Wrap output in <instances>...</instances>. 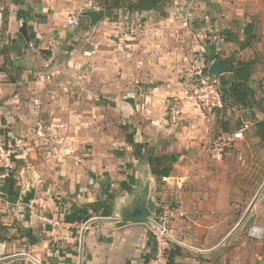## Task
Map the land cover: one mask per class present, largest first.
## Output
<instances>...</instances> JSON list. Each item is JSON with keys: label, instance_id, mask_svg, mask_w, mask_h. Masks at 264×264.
<instances>
[{"label": "crops", "instance_id": "crops-1", "mask_svg": "<svg viewBox=\"0 0 264 264\" xmlns=\"http://www.w3.org/2000/svg\"><path fill=\"white\" fill-rule=\"evenodd\" d=\"M101 1L0 0V52L8 48L12 62L5 70L0 53V148L12 154L19 195L15 203L0 181V264H79L81 255V264L145 263L152 228H115L96 209L123 182L132 179L133 191L140 184L121 157L132 155L130 171L139 163L151 168L133 156L123 127L156 155L177 156L168 178H154L176 264H264V233L249 236L253 226L264 231V147L256 128L264 121V0H173L165 17L119 11L129 16L123 22L110 21ZM102 10L92 25L85 13ZM132 30L133 41L119 49L118 37ZM218 31L251 45L241 50L212 38ZM229 59L255 62L252 108L224 104L210 113L176 102L182 70ZM246 126L244 139L215 160L213 133ZM6 164L0 154V174ZM31 188L35 198L23 205Z\"/></svg>", "mask_w": 264, "mask_h": 264}, {"label": "trees", "instance_id": "trees-1", "mask_svg": "<svg viewBox=\"0 0 264 264\" xmlns=\"http://www.w3.org/2000/svg\"><path fill=\"white\" fill-rule=\"evenodd\" d=\"M173 0H105L104 9L106 12V17L110 21H115L118 19V12L122 11L124 14L135 15L142 14L144 12H155L161 17L166 16V7L172 4ZM22 12L18 13L19 19L21 20ZM250 29V27H249ZM250 32L247 31V35ZM223 38L225 42H236L239 44L240 49L244 50L251 45V41L239 42L236 36L226 31L223 34ZM250 39V37H249ZM1 55L4 56L5 65L4 69L7 70L8 67L12 66V62L10 61V50L7 48H2ZM209 60L205 61V65L209 66ZM223 64L232 69L233 73L231 74V78L221 76L219 79V84L222 89L224 104L227 102H231L232 105L245 106L252 108L255 103V92L250 87L249 83L251 80V76L255 67L254 61H236L235 59H229L223 61ZM2 70L0 69V72ZM257 134L261 139V143L264 147V121L258 122L256 125ZM122 130L126 133V143L128 146L133 148V156L140 161L147 162L151 167V173L153 178L157 181L168 178L173 172V166L177 162L176 155H165L159 156L156 155L153 150L149 149L146 144H138L134 140L133 134H130L126 127H123ZM227 132V131H224ZM5 185H3V193L8 197H14L15 203L19 200V195L15 190L16 181L14 180V174L11 173L8 180L5 181ZM134 184L132 179L130 183L123 182L121 184V189L128 194L133 192L130 184ZM106 193L107 199L104 203L98 202L96 209L102 213L103 217H111L112 216V205L115 202V195L112 193ZM158 214V213H157ZM151 241L154 242L153 235L150 236ZM154 244H153V252H154ZM176 254L175 250H172L170 254L169 264H176L174 261V256ZM149 259L146 258V261Z\"/></svg>", "mask_w": 264, "mask_h": 264}, {"label": "built area", "instance_id": "built-area-1", "mask_svg": "<svg viewBox=\"0 0 264 264\" xmlns=\"http://www.w3.org/2000/svg\"><path fill=\"white\" fill-rule=\"evenodd\" d=\"M71 24L73 20H70ZM5 23V17L0 12V27ZM184 27L189 28V23L184 22ZM129 33V32H128ZM123 33L118 37L119 49L127 47V42L134 34L133 30L130 33ZM128 36V38L126 37ZM209 67L204 63H200L193 67H190L183 71L182 76L179 79L181 86L180 99L176 98V102L180 101L191 103L202 109L209 111H218L224 108V97L220 84L214 76L209 74ZM182 82L184 84H182ZM248 126L244 127L233 133L221 132L216 141L212 140L209 150L215 160L221 161L224 159V155L227 150L231 149L235 143L244 139V131ZM1 158L7 161L5 165V172L0 174V181H6L10 177L12 171L10 162L11 152L5 146L0 148ZM169 222V216L167 214H158L155 218V224L152 229L154 240V252L144 264H169L170 252L172 246L176 241L171 237L167 224ZM54 226L57 224L53 223ZM263 229L257 226H253L249 230V236L254 239H261L263 237Z\"/></svg>", "mask_w": 264, "mask_h": 264}, {"label": "water", "instance_id": "water-1", "mask_svg": "<svg viewBox=\"0 0 264 264\" xmlns=\"http://www.w3.org/2000/svg\"><path fill=\"white\" fill-rule=\"evenodd\" d=\"M89 16L92 25L103 19L105 12L102 11H88L85 13ZM20 33L25 37L27 36V30L25 25L21 28ZM232 69L225 66L220 61H214L209 67V74L215 78L232 73ZM143 181L137 188L130 194V198L127 201L116 198L114 207H117L116 217H104L99 220L112 221L115 228H121L130 224H143L153 229L155 224V218L157 216V204H156V186L154 184L151 168L142 171ZM36 190L34 188L29 189L26 192V196L23 197L21 203L23 205H30L35 198ZM87 227V226H86ZM84 231L82 232L81 243L83 247ZM82 262V255L80 256V263Z\"/></svg>", "mask_w": 264, "mask_h": 264}, {"label": "rangeland", "instance_id": "rangeland-1", "mask_svg": "<svg viewBox=\"0 0 264 264\" xmlns=\"http://www.w3.org/2000/svg\"><path fill=\"white\" fill-rule=\"evenodd\" d=\"M97 1V0H96ZM190 1H192V2H194V4L195 5H197V6H199V0L197 1V0H190ZM102 1L101 0H98V3L100 4ZM1 8V7H0ZM2 8H3V5H2ZM5 8V7H4ZM4 8L2 9V10H0V11H3V13H4ZM123 13V12H122ZM118 14H121V13H119L118 12ZM76 15V14H75ZM126 15H129V14H126ZM125 17H128L129 18V16H124V17H122V15L120 16V18L118 17V19H119V21H121V22H123L122 20H124V18ZM188 17V16H187ZM128 18H126V19H128ZM121 19V20H120ZM74 21V20H73ZM118 21V22H119ZM139 21V20H138ZM71 22V21H70ZM132 22L133 23H135L136 21L135 20H132ZM188 23H189V20L187 21ZM130 28H131V26H130ZM127 30V29H126ZM131 30V29H130ZM123 31H125V29L123 28ZM128 31H129V29H128ZM127 33V32H126ZM130 33V32H129ZM128 33V34H129ZM208 33H211V32H208ZM211 36H212V38L213 37H215V36H218V37H220V38H222L223 39V37H221V32L220 31H218V32H214L213 34H210ZM127 38H128V36H126ZM111 39H113L112 37H111ZM130 40L131 41H133V38H130ZM212 41V40H211ZM126 49V48H125ZM188 62H190V61H188ZM193 64V63H192ZM194 65V64H193ZM207 66V65H206ZM183 71L184 70H182V72H180V77L182 76V74L181 73H183ZM180 77H179V79H180ZM182 84H184L183 82H182ZM180 86H183V85H181L180 84ZM182 88V87H181ZM227 105L228 106H231L232 104H231V102H227ZM202 111H204V112H210V113H214L215 111H209V110H205V109H202ZM222 126V125H221ZM222 128V127H221ZM122 131V133L123 134H125L124 133V131L123 130H121ZM127 131L128 132H132L131 131V129H127ZM221 132H223V130H217V131H215L214 133H213V140L214 141H216V139L220 136V133ZM212 142V141H211ZM148 146V148L149 149H151V150H153L152 148H150L149 147V145H147ZM153 152H154V150H153ZM155 153V152H154ZM156 154V153H155ZM121 160H122V162H123V169L125 168V171L126 172H134V174H135V172H137L139 175H138V177H139V182L141 183L142 181H143V178H142V171H143V169L145 168V164L144 163H139V164H134V166L136 165V167L134 168L133 166H132V171H130L131 169L128 167V165H131L130 163L133 161L132 160V155H130L129 153H128V155L127 156H124V157H121ZM129 161V162H128ZM126 174V173H125ZM153 180H154V184H155V179L153 178ZM168 185V184H167ZM20 190L22 189V188H19ZM263 190H264V186L260 189V191H259V194H258V198L262 195V192H263ZM112 194L113 195H115L116 197H115V199L117 198V197H119L122 193H124V191L121 189V188H118V190H116V189H112ZM162 211V210H161ZM170 221H172V220H170ZM248 238H250V237H248Z\"/></svg>", "mask_w": 264, "mask_h": 264}]
</instances>
